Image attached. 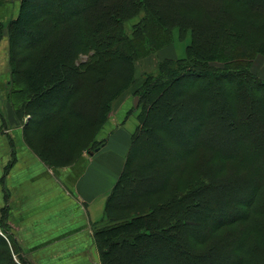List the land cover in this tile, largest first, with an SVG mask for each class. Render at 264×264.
Returning a JSON list of instances; mask_svg holds the SVG:
<instances>
[{"label":"trees","instance_id":"1","mask_svg":"<svg viewBox=\"0 0 264 264\" xmlns=\"http://www.w3.org/2000/svg\"><path fill=\"white\" fill-rule=\"evenodd\" d=\"M20 8L1 24L9 85L19 118L29 117L25 140L50 168L81 157L135 83L137 61L172 46L175 29L191 36L187 56L161 61L133 95L139 126L94 225L102 264H264V80L251 70L264 55V0ZM5 216L0 264H31Z\"/></svg>","mask_w":264,"mask_h":264},{"label":"crops","instance_id":"2","mask_svg":"<svg viewBox=\"0 0 264 264\" xmlns=\"http://www.w3.org/2000/svg\"><path fill=\"white\" fill-rule=\"evenodd\" d=\"M20 9L19 2L0 0V217L4 211L25 257L35 264H98L93 226L105 218L139 120L125 109L124 98L101 130L100 150L65 168L46 166L25 140L16 113L20 97L9 85V42L1 24ZM162 54L153 58V69L163 60L187 56L186 47L175 44Z\"/></svg>","mask_w":264,"mask_h":264},{"label":"rangeland","instance_id":"3","mask_svg":"<svg viewBox=\"0 0 264 264\" xmlns=\"http://www.w3.org/2000/svg\"><path fill=\"white\" fill-rule=\"evenodd\" d=\"M5 1H8V2L12 1L13 3L19 2L20 6H21V0H5ZM19 12H20V10H19ZM138 22H139V19H137V18L129 21V23L127 24L128 29H130V27H133ZM5 31L7 32L6 29H5ZM173 37H174V42H175L174 44L178 45V47H181L182 49H184V47L187 48V45L189 44L190 39H191V36H190L189 32H188V34L187 33H181L178 29H175L173 31ZM159 54H162V50L154 53L153 55H151V56H149L147 58L141 59V60L136 62V64H135V83L128 89V92H126L122 97H120L116 101V103L114 104L113 110L111 111V114H110L109 118H111V116H114V112L117 110L119 105L122 106V102L124 101V98L126 100L125 102H127L126 105H125L126 106L125 109L126 110L130 109L129 112L135 114L138 117V115H139L138 111L135 109V111L133 112V109L135 108V106H134L135 97H133V95H134L136 89L144 83V81L146 80V76L148 74H157L156 73L157 69H155V68L153 69V67L156 65L154 60H155V58L159 57L158 56ZM163 54H164V52H163ZM153 58H154V60H153ZM251 70L256 75V77L264 80V55H261V54L257 55V57L255 58V60H254V62L252 64ZM89 114H93V113H89ZM24 118H25L24 121L21 118H19L20 125H22V127H24V125L28 121V117H24ZM103 127L100 130L94 131L92 133V135L90 134L89 136L86 137L87 139L84 141L85 142V148L81 152L82 155H85V154L88 155L89 151H95V149L97 147H99V145L102 142L101 130L103 129ZM69 146H70V144H65V148L68 149ZM63 149H64V146L62 147V150ZM60 154H63V152L61 151ZM4 215H6V214L3 211L2 217ZM2 217H0V218L2 219ZM5 220L7 222L6 225H7L8 230L10 231V234L16 240L15 236L11 233L12 230H11V227L9 225V222L7 221V219H5ZM93 242H94V226H93ZM94 246L96 247V249L98 251V254L100 256V261H99L100 263H98V264H102L101 255H100L99 249H98L97 245L95 244V242H94ZM26 258L31 264H35V261H33L29 256H27ZM15 259H16V261L18 260L17 256H15Z\"/></svg>","mask_w":264,"mask_h":264},{"label":"water","instance_id":"4","mask_svg":"<svg viewBox=\"0 0 264 264\" xmlns=\"http://www.w3.org/2000/svg\"><path fill=\"white\" fill-rule=\"evenodd\" d=\"M134 106H135V108H138V106H139V98L138 97L135 98V100H134Z\"/></svg>","mask_w":264,"mask_h":264}]
</instances>
